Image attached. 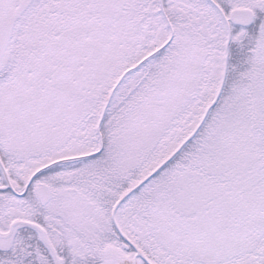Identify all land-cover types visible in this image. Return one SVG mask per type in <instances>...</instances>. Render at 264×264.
I'll return each instance as SVG.
<instances>
[{"label":"snow or ice","instance_id":"6c2138e0","mask_svg":"<svg viewBox=\"0 0 264 264\" xmlns=\"http://www.w3.org/2000/svg\"><path fill=\"white\" fill-rule=\"evenodd\" d=\"M0 264H264V0H0Z\"/></svg>","mask_w":264,"mask_h":264}]
</instances>
